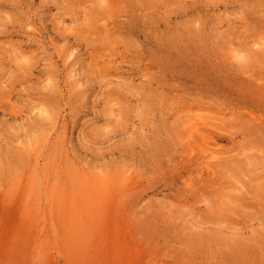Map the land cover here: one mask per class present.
<instances>
[{"label": "rangeland", "instance_id": "rangeland-1", "mask_svg": "<svg viewBox=\"0 0 264 264\" xmlns=\"http://www.w3.org/2000/svg\"><path fill=\"white\" fill-rule=\"evenodd\" d=\"M0 264H264V0H0Z\"/></svg>", "mask_w": 264, "mask_h": 264}]
</instances>
